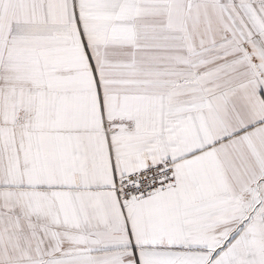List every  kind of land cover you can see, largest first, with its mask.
Here are the masks:
<instances>
[{"label": "snow or ice", "instance_id": "obj_1", "mask_svg": "<svg viewBox=\"0 0 264 264\" xmlns=\"http://www.w3.org/2000/svg\"><path fill=\"white\" fill-rule=\"evenodd\" d=\"M0 264H264V0H0Z\"/></svg>", "mask_w": 264, "mask_h": 264}]
</instances>
